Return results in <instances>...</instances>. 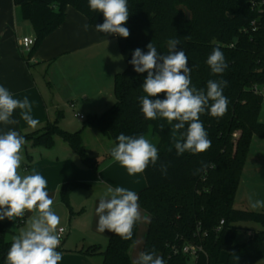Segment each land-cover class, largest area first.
<instances>
[{"label": "trees", "instance_id": "trees-1", "mask_svg": "<svg viewBox=\"0 0 264 264\" xmlns=\"http://www.w3.org/2000/svg\"><path fill=\"white\" fill-rule=\"evenodd\" d=\"M14 2L34 28L32 50L63 23L68 6L86 16L94 27L104 22L103 14L92 11L88 0ZM127 2L130 15L124 26L130 35L128 38L115 35L126 62L125 69L114 78L115 103L100 115L86 117L83 127L75 132L63 129L58 117L40 129L21 134L26 140L22 150L27 147V141L33 147L52 148L55 138L59 137L78 153L84 166L96 171L100 161L86 153L84 129L99 131L111 138L115 146L121 132L153 139L159 160L155 166L149 164L146 168V186L137 193L140 207L150 216L143 252L155 250L156 255L163 257L164 264H259L264 257V211L237 209L234 205L252 140L264 139V122L260 120L264 97L254 89L258 86L264 90V0ZM170 38L179 39L177 50L183 48L187 55L192 85L206 91L209 80L228 81L223 92L229 101L225 114L200 116L212 141L211 148L203 153L185 152L177 156L167 120H147L141 112L138 98L146 95L142 84L147 73H137L129 61L135 49L147 52L150 42L159 53L166 55ZM214 48L224 53L228 64L222 76L214 75L206 63ZM164 96L161 93L158 98ZM27 157L29 168L31 154ZM202 162L213 163L215 167L196 173ZM162 165L167 166L166 175L162 174ZM86 187L88 184L76 180L62 184L60 198L71 216L76 214L70 205L71 193ZM240 222L259 223L263 228L251 231L247 239L239 242L237 224ZM138 225L139 221L130 240L111 232L105 248L91 244L76 251L86 256H102V264H133L130 252ZM14 235L12 222L0 221V264H7L6 256ZM186 247L193 248L194 252H185ZM60 250L59 245L57 251ZM232 253L239 257L238 261Z\"/></svg>", "mask_w": 264, "mask_h": 264}, {"label": "clouds", "instance_id": "clouds-1", "mask_svg": "<svg viewBox=\"0 0 264 264\" xmlns=\"http://www.w3.org/2000/svg\"><path fill=\"white\" fill-rule=\"evenodd\" d=\"M88 3L92 11L101 12L104 16V22L95 26L96 31L129 37L130 31L124 26L130 15L127 0H88ZM89 27L87 23L83 25L85 31ZM177 45H180L179 39L170 38L167 41L168 53L164 55L150 42L146 46L147 52L135 49L129 63L137 73H147L142 84L146 95L138 98L145 119L167 120L171 125V139L177 156L185 152L203 153L211 148L212 141L200 116L222 117L225 114L229 101L223 92L228 81L209 80L206 91L192 85L187 55L183 48L177 50ZM206 63L214 75L222 76L228 68L224 53L219 48L213 49ZM161 93L165 94L163 99L158 98ZM17 109L21 110L20 119L29 127L35 128L39 124V120L31 114L29 99L26 96L22 100L13 98V94L0 85V123L6 126L18 124L19 121L13 118ZM116 139L118 144L111 149V157L129 175L143 173L149 164L155 166L159 160L158 148L142 134L129 136L121 132ZM25 143V137L16 130L0 132V221L23 219L26 211L33 213L26 221V227L12 237L6 262L58 264L63 258V254L57 251L63 232V228L58 227L60 217L53 211L54 201L45 190L47 180L34 169L31 174H20ZM209 167H215V164L202 162L196 173ZM161 171L166 175L167 166L162 165ZM248 199L253 210L264 208V200L252 196ZM138 201L135 191L107 185L95 210L97 231L103 233L107 230L124 240L132 239L134 225L141 220ZM232 256L238 261L235 253ZM133 264H164V260L152 250L141 252Z\"/></svg>", "mask_w": 264, "mask_h": 264}, {"label": "crops", "instance_id": "crops-1", "mask_svg": "<svg viewBox=\"0 0 264 264\" xmlns=\"http://www.w3.org/2000/svg\"><path fill=\"white\" fill-rule=\"evenodd\" d=\"M85 23L89 24L86 16L68 6L63 23L39 46L27 51L20 45V40L26 36L35 39L31 22L22 16L14 0H0V85L6 87L13 98L22 100L26 96L32 105L33 118L39 120L35 128L29 127L20 119L21 110L17 109L13 118L19 123L7 126L0 123V132L11 129L26 134L58 117L59 125L66 129V109L68 116L80 119L74 114L80 113L86 118L82 111L85 107L93 112L90 115H100L115 103L114 78L126 67L118 40L115 35H100L90 24L85 31ZM72 101L75 102L74 108L69 105ZM86 130L89 129L83 132ZM256 139L254 137L251 144L252 147L255 143L256 147L252 164L264 165V142ZM21 154L24 158L21 173L31 174L34 169L47 180L45 190L54 201L52 209L62 216L66 215V222L69 223L61 239L62 250L59 252L63 258L58 264H102V256H86L76 250L91 244L105 248L111 232L97 231L95 210L106 186L124 187L138 193L146 186L144 172L129 175L124 167L113 160L111 151L97 157L100 165L94 171L84 166L78 153L68 144L64 141L59 143L58 140H55L52 148H30L27 145ZM28 154L32 159L29 168ZM69 180L88 184V187L76 189L70 195V205L76 212L73 216L60 198V188ZM27 215L33 213L26 211L25 217ZM141 218L146 223L150 221L149 215L142 214ZM146 230L144 227L142 232L137 231V235L144 238ZM15 235H18L16 230Z\"/></svg>", "mask_w": 264, "mask_h": 264}, {"label": "rangeland", "instance_id": "rangeland-1", "mask_svg": "<svg viewBox=\"0 0 264 264\" xmlns=\"http://www.w3.org/2000/svg\"><path fill=\"white\" fill-rule=\"evenodd\" d=\"M80 105L81 104H79V106ZM82 111L87 117L90 115V113H93V112H89V110H87L86 107L83 108ZM260 120L264 122V100L262 103ZM83 125H84V120L73 118L72 115L68 116L67 109H66V130L67 131L75 132L81 129ZM84 132H83L84 146H85L86 153L88 155H91L96 158L97 157L100 158V157H103L104 154L109 153L111 149L115 147L114 141L111 138L101 134L99 131H96L94 129H89V130H86L85 133ZM237 136H238V133H236L235 137ZM55 140H58L59 143L63 142L59 137H56ZM148 140L154 145H156L153 139H148ZM256 140H260V142H264L259 137H257ZM27 145L30 148H39V147H33L30 141H27ZM251 148L252 150L248 154L246 163L242 170L240 184H239L236 197H235L234 206L237 209L253 210L249 205V199H248L249 196H252L254 199L264 200V165L262 164L263 165L262 166L261 163L260 164L257 163L258 165L252 164L253 154H254V151L256 150L255 143H253ZM22 164H23V161H22ZM22 164H21V167H22ZM19 171L21 175H24L23 173H21V169ZM55 210L56 209H53L54 212H56ZM253 211H264V208L256 209ZM140 212H141V215L142 214L144 216L149 215L142 207H140ZM56 214L60 217L59 226H64L65 228L66 227L69 228V223L66 222V215L62 216L61 214H58L57 212ZM29 217L30 215H27V217L23 218L22 220L23 223L19 225L17 223V220L4 219L2 221H11L13 224L14 230H16V233L19 234V231L22 228L26 227V221L28 220ZM69 217L70 215L68 214V218ZM148 226H149V222L146 223L143 220V218H141V220L139 221V225H138V228L140 229H138V231L141 230L142 232V230H144V227H145L147 229L146 230V234H147ZM237 226H238V230H237L238 238L237 239L239 242L244 241L245 239L249 237L248 232L263 228L259 223H255V222H240L237 224ZM146 234L144 238H142V235L140 237L136 234V239L131 247V252H130L132 261H135L139 257V254L143 252V246H144V240H145ZM64 238H66V234ZM96 257H98V255ZM259 264H264V257L259 261Z\"/></svg>", "mask_w": 264, "mask_h": 264}, {"label": "built area", "instance_id": "built-area-1", "mask_svg": "<svg viewBox=\"0 0 264 264\" xmlns=\"http://www.w3.org/2000/svg\"><path fill=\"white\" fill-rule=\"evenodd\" d=\"M253 25H255V22H253ZM34 44H35V39L32 38V37H29V36L23 37V38L20 40V45L22 46L23 49H25V50H27V51H30V50L32 49V47L34 46ZM254 89H255L256 92L261 93V94L263 95V97H264V90L260 89L258 86H255ZM69 105H70L72 108H74V107H75V102L72 101V102H70ZM74 116H75V117H78V118H80V119H85V116L82 115V114H80V113H75ZM17 219H18V222H21V221L23 220V219H19V218H17ZM60 228H63V232L61 233V239H62L64 233H65L67 230H66V228H64V227H60ZM184 251H185V252H188V251H192V252H194L193 248H190V247H186V248L184 249Z\"/></svg>", "mask_w": 264, "mask_h": 264}]
</instances>
